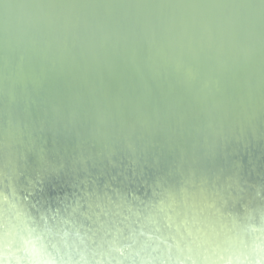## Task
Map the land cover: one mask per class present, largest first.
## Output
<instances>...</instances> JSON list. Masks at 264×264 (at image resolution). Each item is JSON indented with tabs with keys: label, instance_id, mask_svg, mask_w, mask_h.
<instances>
[{
	"label": "bare ground",
	"instance_id": "bare-ground-1",
	"mask_svg": "<svg viewBox=\"0 0 264 264\" xmlns=\"http://www.w3.org/2000/svg\"><path fill=\"white\" fill-rule=\"evenodd\" d=\"M7 172L8 264H264L261 0H0Z\"/></svg>",
	"mask_w": 264,
	"mask_h": 264
},
{
	"label": "clouds",
	"instance_id": "clouds-1",
	"mask_svg": "<svg viewBox=\"0 0 264 264\" xmlns=\"http://www.w3.org/2000/svg\"><path fill=\"white\" fill-rule=\"evenodd\" d=\"M264 5V0H261ZM10 7L9 5L5 8ZM104 7H111V5H104ZM232 9L242 10L247 13L245 9H250L253 6L242 5H226ZM248 14V13H247ZM231 28L236 27L235 21H230ZM177 71L181 72L187 79L195 76L192 69L178 66ZM83 244V241H81ZM0 264H8L7 260L0 261ZM62 264H166L163 260H157L152 257L140 256L138 253L133 254L131 246H121L115 243L109 244L106 251H96L89 248L86 244L83 245V250L77 249L76 255L62 262ZM176 264V262H172Z\"/></svg>",
	"mask_w": 264,
	"mask_h": 264
},
{
	"label": "water",
	"instance_id": "water-1",
	"mask_svg": "<svg viewBox=\"0 0 264 264\" xmlns=\"http://www.w3.org/2000/svg\"><path fill=\"white\" fill-rule=\"evenodd\" d=\"M133 10L136 12L138 11L137 8H134ZM9 176H10L9 172L2 174V176L0 178V191L2 188H11V183H12L11 180L13 177L9 178ZM86 186L89 188L88 185H86Z\"/></svg>",
	"mask_w": 264,
	"mask_h": 264
},
{
	"label": "snow or ice",
	"instance_id": "snow-or-ice-1",
	"mask_svg": "<svg viewBox=\"0 0 264 264\" xmlns=\"http://www.w3.org/2000/svg\"><path fill=\"white\" fill-rule=\"evenodd\" d=\"M8 6V4H4V7Z\"/></svg>",
	"mask_w": 264,
	"mask_h": 264
}]
</instances>
